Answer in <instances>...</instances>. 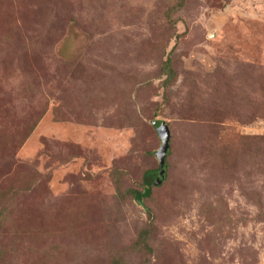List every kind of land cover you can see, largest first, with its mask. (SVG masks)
Returning a JSON list of instances; mask_svg holds the SVG:
<instances>
[{
    "label": "rangeland",
    "instance_id": "374dc122",
    "mask_svg": "<svg viewBox=\"0 0 264 264\" xmlns=\"http://www.w3.org/2000/svg\"><path fill=\"white\" fill-rule=\"evenodd\" d=\"M183 2L0 0V264H264V0Z\"/></svg>",
    "mask_w": 264,
    "mask_h": 264
},
{
    "label": "trees",
    "instance_id": "16d2710c",
    "mask_svg": "<svg viewBox=\"0 0 264 264\" xmlns=\"http://www.w3.org/2000/svg\"><path fill=\"white\" fill-rule=\"evenodd\" d=\"M183 4H184L183 0H178V4H176L174 7L170 8L168 10V12H167L168 14H167L166 18H167V23L169 25H171V26L175 25V22L173 20V16L175 15V13L178 10H180L183 7ZM171 63L172 62L170 60H168L166 62V64L164 65V67H163L164 74L167 77L166 80H165V84H167V85L171 84L172 81L175 79V73L173 71V67H172ZM155 123L156 124L154 126H158V127L162 124V123H157V122H155ZM159 169H161V168H159ZM165 178H166V174H165ZM165 178H164V180H165ZM143 179H144V182H143L144 186L146 187L144 189V192L140 193V192L133 191V195H134L135 199L140 204L143 203V198L145 199L148 195H150V193H151V191H150L151 185L153 183H155L158 179H161V177H160V174L155 172V171H148L144 175ZM148 238H149L148 232L147 231H143V232H141L139 234V237H138L137 241L135 242V248L136 247L139 248V249H135V250L144 252V256H146V257H148L151 254V251H152L151 248H150V245L148 243Z\"/></svg>",
    "mask_w": 264,
    "mask_h": 264
},
{
    "label": "water",
    "instance_id": "95a60500",
    "mask_svg": "<svg viewBox=\"0 0 264 264\" xmlns=\"http://www.w3.org/2000/svg\"><path fill=\"white\" fill-rule=\"evenodd\" d=\"M156 123H154L155 125ZM157 133L161 139V143H162V146L160 148V150L157 152V158H158V161H159V165H160V168H161V171H160V177L161 179H158L154 185L158 186L160 185L164 178H165V174H166V157H167V154H168V149H169V141H170V131H169V128L164 124L162 123L158 128H157Z\"/></svg>",
    "mask_w": 264,
    "mask_h": 264
}]
</instances>
